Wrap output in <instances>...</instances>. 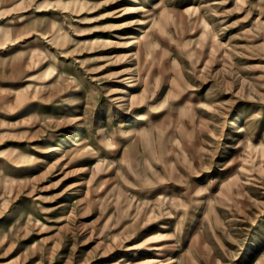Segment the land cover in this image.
I'll return each instance as SVG.
<instances>
[{"label": "rangeland", "instance_id": "374dc122", "mask_svg": "<svg viewBox=\"0 0 264 264\" xmlns=\"http://www.w3.org/2000/svg\"><path fill=\"white\" fill-rule=\"evenodd\" d=\"M128 3L0 0V264H264V0Z\"/></svg>", "mask_w": 264, "mask_h": 264}, {"label": "bare ground", "instance_id": "6f19581e", "mask_svg": "<svg viewBox=\"0 0 264 264\" xmlns=\"http://www.w3.org/2000/svg\"><path fill=\"white\" fill-rule=\"evenodd\" d=\"M139 2V0H130V3H128L125 7H123L122 9H125L127 12H133V13H138L140 12V9L138 6H136V4ZM138 24L143 25L145 24L147 21L145 18L141 17V18H137ZM139 36V35H138ZM142 36V35H140ZM141 37H138V39H140ZM245 118V113L241 112L239 115H237L233 120H232V124L231 127L234 131L232 137L234 139L237 138V131L239 130V128L241 127L243 120ZM79 135H81L80 133H73L70 134L66 137H64L62 139V141L60 142V145L58 147L59 151H62L63 149H65L68 145H70L71 143H74V141L77 139V137H79ZM161 248V247H160ZM175 262H177V258L176 257H171L170 260L168 261V264H174Z\"/></svg>", "mask_w": 264, "mask_h": 264}]
</instances>
